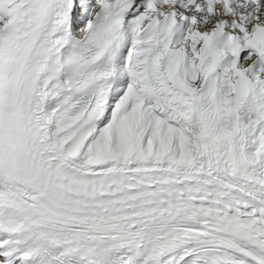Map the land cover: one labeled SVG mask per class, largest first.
I'll return each instance as SVG.
<instances>
[{
    "label": "snow or ice",
    "instance_id": "snow-or-ice-1",
    "mask_svg": "<svg viewBox=\"0 0 264 264\" xmlns=\"http://www.w3.org/2000/svg\"><path fill=\"white\" fill-rule=\"evenodd\" d=\"M0 264H264V0H0Z\"/></svg>",
    "mask_w": 264,
    "mask_h": 264
}]
</instances>
